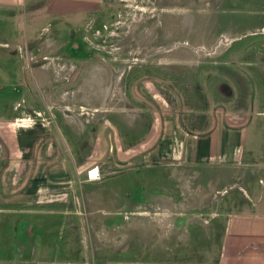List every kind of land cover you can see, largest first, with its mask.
Segmentation results:
<instances>
[{"label": "crops", "instance_id": "obj_1", "mask_svg": "<svg viewBox=\"0 0 264 264\" xmlns=\"http://www.w3.org/2000/svg\"><path fill=\"white\" fill-rule=\"evenodd\" d=\"M227 1L232 3L230 15L242 19L243 33L251 32L250 20L264 17V0ZM123 2L0 0L3 25L18 13H23L25 22L23 40L17 37L16 45L9 38L2 39L0 48L23 49V58L38 67L41 60L31 50L37 48L39 38L34 35L42 32L44 18L73 14H83L88 20L104 18L110 16L109 8L116 9ZM15 56L22 66L23 58ZM133 73L130 87L138 109L127 117L123 100L114 109L107 110L108 103L102 105V99L107 102L112 95L107 83L113 79L108 80L105 69L98 72V89L86 95L87 99L99 97V105L83 100L76 107L72 96V102L62 103L66 90L59 88L58 79L45 90L35 77L34 84L27 86L19 81L16 94L10 92V74L0 71V232L9 231L4 228L9 225L6 216L18 217L16 234L0 233V260L76 264L75 258H86V264H189L187 258L198 257L201 261L193 264H264L263 190L243 189L249 199L244 206L248 211L227 216L221 239L215 234L219 251L213 256L211 249L210 258L200 246L186 247L185 238L191 239L185 218L180 214L173 218L171 211L155 212L172 206L164 189L135 184L124 191V176H136L143 170L237 165L244 156L248 123L245 116L235 120L210 107L167 105L160 92L169 89L168 78L139 70ZM120 85L128 88L123 80ZM83 88L86 93L91 85ZM83 110L98 113L93 116ZM91 167L99 169L100 181H86Z\"/></svg>", "mask_w": 264, "mask_h": 264}, {"label": "rangeland", "instance_id": "obj_2", "mask_svg": "<svg viewBox=\"0 0 264 264\" xmlns=\"http://www.w3.org/2000/svg\"><path fill=\"white\" fill-rule=\"evenodd\" d=\"M230 5L227 0H124L116 9L109 8L110 16L104 18L88 20L83 14L58 19L46 17L41 23L42 32L34 35L39 39L37 48L31 52L37 53L40 66L48 73L23 58V49L0 48V71L10 74V92L16 94L19 81L27 86L35 77L45 90L50 88L51 81L58 79L59 88L66 90L62 103L70 102L72 96L75 107L76 102L83 104V100L98 106L99 97L87 99L86 95L98 89V72L105 69L110 75L108 80L113 79L107 83L112 95L107 102L103 98L102 105L108 103L107 110L114 109L123 100L122 108L128 117L138 109L130 83L133 72L139 70L140 74L168 78L169 89L160 92L167 105L210 107L219 114H231L235 120L247 117L242 144L244 156L237 165L182 166L170 168L169 172L166 168L143 170L136 176H124L122 182L124 191L135 184L164 189L172 206L163 211L162 205L163 209L155 212L164 215L171 211L173 218L178 214L185 218V231L191 239L189 242L185 238L189 243L186 247L200 246L206 258H210L211 249L213 256L219 251L215 240L218 242L217 236L221 239L227 216L248 211L244 206L249 199L243 189L264 192V17L250 20L247 26H251V32L243 33V27H239L242 19L230 15ZM24 24L23 13L5 25L0 22V41L9 38L17 45L16 38L21 37ZM247 45L244 51L242 48ZM15 55L23 58L22 66ZM122 80L127 83V89L120 85ZM82 85H91V90L84 93ZM37 92L39 95L38 88ZM122 92L123 97H119ZM146 103H143L145 107ZM83 111L93 116L98 113ZM128 169L124 166V171ZM123 212L125 217V207ZM9 215L5 218L9 225L4 226L9 231L0 233L16 234L18 217ZM13 218L15 223L9 221ZM8 251L10 254L11 250ZM84 259L75 258L73 262L86 264ZM198 261H201L198 257L185 260L189 264ZM9 262L7 258L0 260V264H18V258ZM31 263L32 259H27V264Z\"/></svg>", "mask_w": 264, "mask_h": 264}, {"label": "built area", "instance_id": "obj_3", "mask_svg": "<svg viewBox=\"0 0 264 264\" xmlns=\"http://www.w3.org/2000/svg\"><path fill=\"white\" fill-rule=\"evenodd\" d=\"M87 182H98L100 181V172L97 167H91L86 171L85 174Z\"/></svg>", "mask_w": 264, "mask_h": 264}]
</instances>
